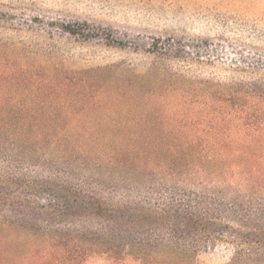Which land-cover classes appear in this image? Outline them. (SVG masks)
<instances>
[{
    "label": "rangeland",
    "instance_id": "obj_1",
    "mask_svg": "<svg viewBox=\"0 0 264 264\" xmlns=\"http://www.w3.org/2000/svg\"><path fill=\"white\" fill-rule=\"evenodd\" d=\"M2 114L64 135L76 154L47 144V159L82 176L110 148L133 147L152 161L154 182H229V194L264 199L242 176L166 165L183 148L256 151L264 165V0H0ZM233 254L219 242L196 264H231ZM82 264L141 263L94 254Z\"/></svg>",
    "mask_w": 264,
    "mask_h": 264
},
{
    "label": "trees",
    "instance_id": "obj_2",
    "mask_svg": "<svg viewBox=\"0 0 264 264\" xmlns=\"http://www.w3.org/2000/svg\"><path fill=\"white\" fill-rule=\"evenodd\" d=\"M64 138L29 130L26 118L0 115V264H82L94 254L119 262L196 264L198 252L219 242L233 244L231 264H264V199L229 194V182L219 190L206 182H154L152 161L141 162L142 151L133 147L110 148L93 160L99 171L82 176L67 161L47 159V144L56 145L61 158L76 154ZM177 153L180 163L162 164L172 173H232L264 192L256 151ZM88 155L83 158H93ZM142 170L146 177L134 178Z\"/></svg>",
    "mask_w": 264,
    "mask_h": 264
}]
</instances>
